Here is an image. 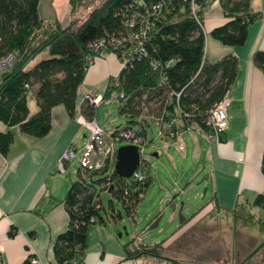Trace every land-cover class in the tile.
Returning <instances> with one entry per match:
<instances>
[{
  "label": "crops",
  "instance_id": "0c3cea01",
  "mask_svg": "<svg viewBox=\"0 0 264 264\" xmlns=\"http://www.w3.org/2000/svg\"><path fill=\"white\" fill-rule=\"evenodd\" d=\"M45 2L41 0L38 5L39 17L44 23L61 25L60 8L51 0ZM250 4L260 18L248 26L246 42L240 47L222 45L210 35L229 20L220 0L202 10L204 61L213 64L226 56L238 61L236 79L228 91V129L222 140L216 142L199 132H183L177 139L183 148L180 156L189 158L193 154L196 166L190 175L205 174L202 186L207 201L185 211L183 223L166 239L147 242L148 247H159L161 258H129L130 241L112 223L115 217L121 219L119 212L113 216L105 213L102 223L87 229L86 247L78 256L81 264H264V240L254 244L237 241L235 227L219 221L223 215H230L234 224L239 217L245 221L244 216H248L249 222L244 223L258 224L264 236V218L255 214L264 213V208L253 204L258 195L264 196V175L260 171L264 153V76L252 62L255 51L264 53V0H251ZM120 70L112 53L104 54L88 68L78 88L76 115L81 94L90 90L103 95ZM27 107L30 114L39 109L34 91L29 92ZM6 129L0 123V131ZM80 129L63 106L52 109L51 130L40 139L14 128L8 156L0 155V246L4 264H24L31 257L39 264H54V243L68 227L63 205L67 185L60 177L58 163L64 150L73 147ZM11 229L15 231L13 237L8 236ZM205 254L210 258L203 259Z\"/></svg>",
  "mask_w": 264,
  "mask_h": 264
},
{
  "label": "trees",
  "instance_id": "16d2710c",
  "mask_svg": "<svg viewBox=\"0 0 264 264\" xmlns=\"http://www.w3.org/2000/svg\"><path fill=\"white\" fill-rule=\"evenodd\" d=\"M40 1L0 0V56L12 53L17 58L13 69L0 76V123L7 128L0 131L2 157L8 156L14 142V128L35 139L46 136L51 130V111L54 107L63 106L68 115L76 119L78 88L83 84L86 71L90 67L86 57L93 55L88 45L102 37L124 33L121 21L125 8L132 2L100 0L99 5L83 21L70 19L66 26H62L56 22H43L38 14ZM85 1L70 0V14L74 15L76 8ZM220 1L229 20L213 29L211 37L225 46H243L248 26L260 18V13L253 11L251 0ZM198 3V15L202 18V10L208 5L205 0H198ZM204 47L205 35L197 29L188 5L181 4L169 13L164 12L148 33L146 56L127 63L120 70L117 89L111 85L115 77L111 78L103 98L108 99L116 90L122 92L126 100L114 102L119 104V113L129 118H137L142 109L141 104L147 106L151 96L160 98L165 90L178 92L183 89L181 107L189 113L191 106H195L197 110L193 114L196 120H200L201 114L219 102L229 91L238 72V61L234 56H226L213 64L203 61ZM44 52L47 58L28 68L29 63ZM116 54L119 58V52ZM169 62V69H164V64ZM252 62L264 76V53L255 51ZM154 63L158 64V68ZM162 76L166 77L167 84L163 88H157V81ZM30 91H34L39 107L34 114H30L27 107ZM145 94L149 98L147 101L142 99ZM164 98L163 95L159 99L161 110L164 107ZM146 110L152 113L149 106ZM94 111L85 103L80 106L81 115L88 120L95 116ZM133 123L137 126L141 124V135L145 136L146 128L151 122L139 123L137 118L136 122H130ZM130 124L121 129L133 128ZM201 126L206 132L202 123ZM118 130L120 129L115 132ZM86 171H89L86 179L77 173L78 179L70 185L63 200L68 215V227L54 243V264H65L73 257L78 259L86 247L87 229L94 225L90 223V219L94 217L96 223L103 222V207L97 200L99 196L96 195L94 186H100L104 182L106 169ZM260 171L264 175V153ZM111 178L117 186L111 192L112 197L121 203L126 215L133 218L141 200L137 193L131 192V185L127 186L126 180L119 177L115 169ZM151 180L149 174L140 192L145 193ZM125 187H128V195L124 194ZM253 204L264 208V196L258 195ZM113 213L112 209L110 215L113 216ZM261 229L264 231V224H261ZM14 234V229H11L8 236L13 237ZM141 250H128V257L161 258L157 245L148 247L144 244ZM24 264H28V260Z\"/></svg>",
  "mask_w": 264,
  "mask_h": 264
},
{
  "label": "built area",
  "instance_id": "2783aa9c",
  "mask_svg": "<svg viewBox=\"0 0 264 264\" xmlns=\"http://www.w3.org/2000/svg\"><path fill=\"white\" fill-rule=\"evenodd\" d=\"M219 0H205L206 5H210ZM181 4H186L195 20L197 29L204 33L203 19L198 15L200 5L198 0H132V2L125 8L124 16L121 24L124 33L118 35H109L97 39L88 45V49L93 55L86 57L90 66L99 58L103 57L104 53H112L120 55L118 59L121 69L132 63L135 59H141L146 56V45L148 41V33L154 28L156 23L159 21L160 16L165 12L169 13ZM97 53V54H95ZM204 61V59H203ZM17 62V58L14 54L8 53L0 56V76L9 72L13 69ZM154 65L158 64L154 63ZM171 66L170 62L164 64V69H169ZM167 84L165 76H162L157 81V88H163ZM111 85L113 88L118 87L117 76L112 80ZM27 88V86H26ZM183 89L175 92L171 90L163 91L160 98L165 96L163 100L164 107L162 110L159 108L160 98L151 96L149 99L147 94L143 95V101H147L148 105L152 110V113L147 112V106L144 103L141 104V112L138 115V122L142 123L145 121L153 122L157 125L158 137L164 148L168 147L167 141L174 142L178 139L179 135L183 132L193 133L199 132L205 134L209 139H213L216 142H220L225 131L228 129V108L230 105V98L228 92L224 97L210 107L207 111L201 114L200 120H196L194 112L197 108L191 106L190 112H186L180 105V98ZM104 100H110L112 102L125 101L126 97L122 92L114 91L108 99H104L103 95L96 94L92 91H84L81 94V104H87L92 109H96ZM170 109V110H169ZM161 110V111H160ZM76 121L81 128L88 131V142L89 144L85 147L86 150L91 151L94 149L99 160L93 164H87L81 159L79 169L77 173L84 179L88 176L89 170H102L106 169L105 180L101 183L100 190L111 194L112 191L116 190V182L112 180L111 173L115 168L116 155H117V143L126 141L127 145H132L137 148L139 154V164L136 170L133 172L130 178L125 179L127 186L132 193H137L139 200H142L144 193L140 192L142 185L147 181L150 174L151 164L147 159L144 158V149L146 146V135H141L142 126L138 125V128H127L120 129L117 132L113 131L109 134L106 141V146L103 148V155L100 157L97 153V140L98 137L103 133V130L97 125L95 116L88 120L81 113L76 117ZM205 126L206 132L202 130L201 123ZM179 151L182 150L178 147ZM77 150L71 146L67 147L61 154L58 163V172L60 174L66 173L67 164L77 157ZM83 155V152L80 153ZM112 167V168H111ZM112 169V170H111ZM128 187H125L124 194L128 195ZM100 202V198H97ZM96 200V201H97ZM99 207V206H97ZM134 217V216H133ZM90 223L95 224L96 219L92 217ZM141 238L136 235L129 242V250L132 252L141 251L144 243L140 240ZM0 264H4L2 257V247L0 246ZM28 264H39L37 258L31 257L28 259ZM65 264H81L76 257L65 262Z\"/></svg>",
  "mask_w": 264,
  "mask_h": 264
},
{
  "label": "rangeland",
  "instance_id": "374dc122",
  "mask_svg": "<svg viewBox=\"0 0 264 264\" xmlns=\"http://www.w3.org/2000/svg\"><path fill=\"white\" fill-rule=\"evenodd\" d=\"M51 1H53V6L59 7L63 13V18L61 20L63 21L61 23L62 26H66L70 19L83 21L100 3V0H86L81 6L76 8L74 15H71L69 0ZM49 2L50 0H47L45 4ZM45 58H47L46 52L38 55L29 63L28 68H31L37 62ZM118 109L119 104L110 100H104L94 111L96 123L103 130V133L98 137L96 142L98 148L97 153L100 157L103 155V148L106 146V141L111 132L121 129L130 124L131 121H137L136 117L129 118L120 114ZM130 125L135 129L138 128L134 123ZM157 130V125L153 122L149 123V127L146 128V146L143 153L144 158L151 164L150 172L152 173V180L151 184L145 189L143 199L138 203L135 209V217H128L121 203H119L116 198H113L108 192L101 191L98 185L95 184L94 186L96 195L99 196L100 203L103 207L101 215L104 217V214H109L112 209L115 213L119 212L121 219L115 217V222L112 223L117 227L123 238L129 239V241L136 235L141 239L145 235H153L156 231L162 230L168 224H171V227H169L166 234L160 238L164 240L168 235L172 234L176 226L180 224L181 219L179 215L177 216V214L172 213L171 209L168 207L174 195L182 192L176 200L178 202L181 200L185 201L188 207L192 208L196 206L199 207V205H203L207 201L208 194L206 196L204 195L205 187L202 186V179L205 174L199 173L193 174V176L190 175L191 169L196 166V164L192 163L194 158L193 154H191L189 158L180 156L183 148L182 145L177 143V140L174 142L167 141L168 149L166 150L161 144ZM87 138L88 131L80 129L79 135L73 141V148L77 150L78 155L66 165V173L60 174V177H63L66 182L67 191L70 185L78 179L77 170L79 169L81 159L90 165L95 164L99 160V157L94 154V152H96L94 149L91 151L85 149L89 144ZM125 145H127L126 141H122L117 143V148ZM178 147H181L182 150L179 151ZM81 152H83V155H80ZM203 161L204 159L202 158L200 163ZM86 175L88 176V174ZM157 209V212L154 211ZM158 214H163L158 228L148 232L147 230L149 227L155 224L156 215ZM255 214L256 216L264 218V213L261 211ZM229 216L223 215V218L219 219V221L231 227H235L234 230L237 231L235 234L237 241L254 244L264 240V236L260 232L258 224L244 223L245 221L249 222L250 218H248V216H244L245 221L239 217L234 224L233 216ZM184 217L185 210L182 214V218ZM204 253L205 252H203V254ZM202 258L208 259L210 258V254L202 255Z\"/></svg>",
  "mask_w": 264,
  "mask_h": 264
},
{
  "label": "water",
  "instance_id": "95a60500",
  "mask_svg": "<svg viewBox=\"0 0 264 264\" xmlns=\"http://www.w3.org/2000/svg\"><path fill=\"white\" fill-rule=\"evenodd\" d=\"M138 164H139V154L135 146L125 145L117 149L116 163L114 169L119 177L123 179L130 178L133 172L136 170ZM180 194H182V192L173 196L172 202L169 204L168 207L171 209L172 213H175L177 214V216L179 215L181 217L180 224H182L183 221L185 220V217L182 218V214L184 210L187 212V210H190L192 207H188L187 203L182 200L179 201L178 203L174 202L179 197ZM162 217L163 214H158L155 219L156 220L155 224L150 226L147 231L151 232L157 229ZM169 227H171V224H168L162 230L156 231L155 234L149 235V237L146 238V240H144L143 243L147 244V242L150 239H158L161 236H164Z\"/></svg>",
  "mask_w": 264,
  "mask_h": 264
}]
</instances>
